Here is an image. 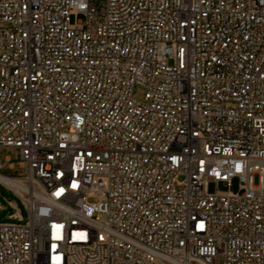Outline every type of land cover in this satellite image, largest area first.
Masks as SVG:
<instances>
[{"label": "built area", "instance_id": "1", "mask_svg": "<svg viewBox=\"0 0 264 264\" xmlns=\"http://www.w3.org/2000/svg\"><path fill=\"white\" fill-rule=\"evenodd\" d=\"M0 147V264H264V0H0Z\"/></svg>", "mask_w": 264, "mask_h": 264}, {"label": "rangeland", "instance_id": "2", "mask_svg": "<svg viewBox=\"0 0 264 264\" xmlns=\"http://www.w3.org/2000/svg\"><path fill=\"white\" fill-rule=\"evenodd\" d=\"M73 21L76 19L85 20V16L83 14H79L78 16L72 17ZM145 96V89L141 86H137L135 88V97L140 100H143ZM10 157L14 167L10 168L9 166L6 167L3 172L7 175L15 176L23 172V169L20 167V151L18 148L15 147H0V159L6 162V158ZM221 189H224V186H220ZM209 190H215V184L211 183L209 185ZM0 202L5 205V209L0 210V215L2 213H6V216L0 218V222H17L19 220L9 218L8 216L15 212V208L9 203L13 202L20 210L23 221L28 220V210L26 206L22 203V201L16 196V194L8 189L6 186L0 183Z\"/></svg>", "mask_w": 264, "mask_h": 264}, {"label": "water", "instance_id": "3", "mask_svg": "<svg viewBox=\"0 0 264 264\" xmlns=\"http://www.w3.org/2000/svg\"><path fill=\"white\" fill-rule=\"evenodd\" d=\"M3 217H5V213H2V214L0 215V218H3Z\"/></svg>", "mask_w": 264, "mask_h": 264}, {"label": "bare ground", "instance_id": "4", "mask_svg": "<svg viewBox=\"0 0 264 264\" xmlns=\"http://www.w3.org/2000/svg\"><path fill=\"white\" fill-rule=\"evenodd\" d=\"M13 181H17V180H15V179H12Z\"/></svg>", "mask_w": 264, "mask_h": 264}]
</instances>
